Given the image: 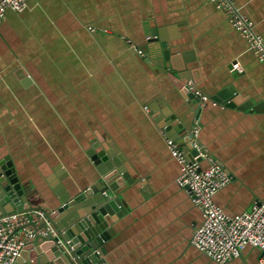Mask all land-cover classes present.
<instances>
[{
    "label": "crops",
    "instance_id": "1",
    "mask_svg": "<svg viewBox=\"0 0 264 264\" xmlns=\"http://www.w3.org/2000/svg\"><path fill=\"white\" fill-rule=\"evenodd\" d=\"M234 1L264 39V0ZM154 28L170 58L188 55L174 62L192 79L179 81L206 89V101L187 99L169 76L180 71L163 59ZM229 88L235 107L211 99ZM195 124L197 141L233 177L215 202L231 215L264 203V63L206 0H28L6 13L0 162L11 158L30 204L45 210L58 191L99 177L92 158L114 147L134 186L122 198L128 215L101 248L107 264H215L191 243L202 214L177 184L181 167L166 143L174 131L186 146L182 133ZM260 256L248 247L228 264Z\"/></svg>",
    "mask_w": 264,
    "mask_h": 264
},
{
    "label": "water",
    "instance_id": "2",
    "mask_svg": "<svg viewBox=\"0 0 264 264\" xmlns=\"http://www.w3.org/2000/svg\"><path fill=\"white\" fill-rule=\"evenodd\" d=\"M152 34L159 37L158 40L163 49V59L170 61L172 68L180 71L178 77L172 72L169 73V76L185 95L186 84H183L179 79H192L190 78L191 74L186 69V64L183 67H176L174 60L182 59L188 63V55L182 53L175 56L176 58H170L171 51L165 42L162 30L154 28ZM228 91L230 92V88L224 92H218L211 99L227 108L235 107L233 103L238 104L239 99L236 98V94L230 95ZM202 93L210 97L206 89H202ZM189 98L198 101L193 95H190ZM257 107L255 106L258 110ZM160 120L159 117L157 122ZM170 123L171 127L169 126L167 131L174 130L178 125V122H174V120ZM178 128L183 129L182 126ZM190 130L186 129L182 133V138L186 139L187 143L186 146H182V149L185 154L192 157L198 155L199 152L193 145V140L190 139ZM171 133V136L169 134L171 138L179 139L174 131ZM197 145H200L199 141ZM112 148L114 153L102 152L92 158L99 166V177L93 176L87 187L72 185V188L67 192L64 191L65 193L58 191L52 204H48L49 208L44 207L49 222L52 224V230L49 229L46 222L39 226L29 224L21 228L44 230L46 234L29 240L13 264H107L106 260L102 258L104 254L101 252V248L116 237V225L128 215L129 210L124 205L122 198L134 186V181L128 178L123 166L119 167L121 157L114 147ZM24 186L25 184L11 158L1 161L0 215L27 212L36 208L30 204L31 199ZM183 188L188 189V187Z\"/></svg>",
    "mask_w": 264,
    "mask_h": 264
},
{
    "label": "built area",
    "instance_id": "3",
    "mask_svg": "<svg viewBox=\"0 0 264 264\" xmlns=\"http://www.w3.org/2000/svg\"><path fill=\"white\" fill-rule=\"evenodd\" d=\"M206 1L227 15L233 28L248 41L252 52L264 63V39L257 33L255 23L239 10L235 1ZM27 2L0 0V25L8 11L22 13L27 8ZM139 53L142 54V51ZM185 95L187 99L193 95L198 100L206 101L203 93L195 91L192 81L186 83ZM199 132L198 124L189 132L199 152L192 157L185 154L175 139L166 137L170 153L181 167L176 182L180 187H188L194 206L202 214V222L195 228L191 243L215 264H228L241 258L248 247L261 251L259 263L264 264V203L256 201L250 210L231 215L215 202V196L232 182L233 177L201 145H197ZM43 222L52 230L46 212L40 208L0 215V264H13L29 240L46 234L44 230L21 228L29 224L39 226Z\"/></svg>",
    "mask_w": 264,
    "mask_h": 264
}]
</instances>
